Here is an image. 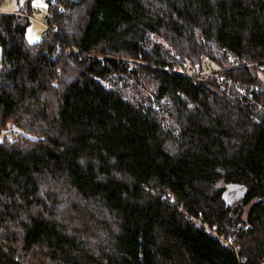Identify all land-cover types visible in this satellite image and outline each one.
I'll use <instances>...</instances> for the list:
<instances>
[{
  "label": "trees",
  "instance_id": "16d2710c",
  "mask_svg": "<svg viewBox=\"0 0 264 264\" xmlns=\"http://www.w3.org/2000/svg\"><path fill=\"white\" fill-rule=\"evenodd\" d=\"M46 1L34 44V0L0 12L2 121L37 138L0 143V264H264V0ZM202 54L231 84L174 72Z\"/></svg>",
  "mask_w": 264,
  "mask_h": 264
},
{
  "label": "rangeland",
  "instance_id": "374dc122",
  "mask_svg": "<svg viewBox=\"0 0 264 264\" xmlns=\"http://www.w3.org/2000/svg\"><path fill=\"white\" fill-rule=\"evenodd\" d=\"M25 0H6L1 3L0 5V12L1 13H17L19 8L24 4ZM46 0H34L33 2V9L31 15V25L27 30V41L30 44H34L38 42L41 38L39 37L40 32L42 31L41 23L43 21V17L45 12L47 11ZM156 45L153 49V52L156 56L164 58L167 54L174 52V49L171 45L163 40L156 38ZM175 53V52H174ZM74 55V54H73ZM72 56V55H71ZM2 66V49L0 46V69ZM71 69H74V63L71 60ZM73 70H71L73 72ZM243 93L238 91V95L241 96ZM37 140L35 136L27 133L23 129L13 128L11 122L5 123L2 121L1 111H0V143L3 141L9 142L10 144H14V142H19L20 145L29 144ZM233 186H229L231 188ZM227 188V187H225ZM242 194L240 188L234 187L233 189H227L226 191V199L230 204H233L234 210L237 208V200L240 198ZM173 202V201H171ZM40 252H36L29 256L32 259V262L39 263L43 261V257Z\"/></svg>",
  "mask_w": 264,
  "mask_h": 264
},
{
  "label": "built area",
  "instance_id": "2783aa9c",
  "mask_svg": "<svg viewBox=\"0 0 264 264\" xmlns=\"http://www.w3.org/2000/svg\"><path fill=\"white\" fill-rule=\"evenodd\" d=\"M6 0H3L4 2ZM52 19V14L49 12L48 8L47 11L44 14L43 21L41 23L42 26V31L39 34V37L44 39L47 38L51 32V26L50 22ZM67 55H73V54H78V52L74 48H68L66 50ZM171 55L175 57V53L171 52ZM241 64L237 60H232L231 61V69H238L240 68ZM248 66V65H247ZM249 66H254L256 67L259 71L264 72V63L261 61H257L254 63L249 64ZM221 71V69L214 65L211 60L208 58L207 55L202 54L200 57V63L199 64H194L190 60H185L183 62L182 68L174 70L176 74H180L184 77L188 78H197V79H202V80H216L217 83L220 85H226V84H231L230 81H227L226 79L219 78L218 74ZM238 85V84H236ZM216 236L217 233H214ZM219 237V236H218ZM223 240V238L221 237ZM227 242V241H226ZM229 245H231L236 251H239V247L236 246L237 240L235 238H231L228 241Z\"/></svg>",
  "mask_w": 264,
  "mask_h": 264
},
{
  "label": "water",
  "instance_id": "95a60500",
  "mask_svg": "<svg viewBox=\"0 0 264 264\" xmlns=\"http://www.w3.org/2000/svg\"><path fill=\"white\" fill-rule=\"evenodd\" d=\"M70 5H79L81 4L82 0H68Z\"/></svg>",
  "mask_w": 264,
  "mask_h": 264
}]
</instances>
